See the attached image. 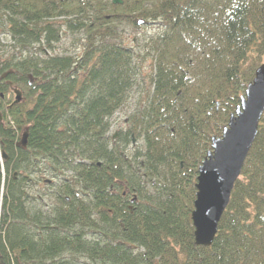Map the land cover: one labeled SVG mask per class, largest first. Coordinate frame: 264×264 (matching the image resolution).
Segmentation results:
<instances>
[{"label":"trees","instance_id":"16d2710c","mask_svg":"<svg viewBox=\"0 0 264 264\" xmlns=\"http://www.w3.org/2000/svg\"><path fill=\"white\" fill-rule=\"evenodd\" d=\"M36 1L43 15L35 0H0V264H80L68 246L93 264H264V114L210 247L192 223L199 167L264 62V0ZM120 17L165 28L146 46L147 102L113 139L141 74ZM65 28L84 33L81 53L56 52ZM5 47L18 54L4 58ZM14 88L25 99L11 106ZM25 130L42 160L17 148ZM153 180L146 195L161 210L127 202Z\"/></svg>","mask_w":264,"mask_h":264},{"label":"water","instance_id":"95a60500","mask_svg":"<svg viewBox=\"0 0 264 264\" xmlns=\"http://www.w3.org/2000/svg\"><path fill=\"white\" fill-rule=\"evenodd\" d=\"M115 3L121 4L120 0ZM140 24V22H139ZM13 105L22 100L21 91ZM264 114V64L258 69L219 138L212 139L211 150L199 168L197 198L192 220L199 246L210 247L217 235L219 222L226 211L232 191L258 135ZM28 133H24L26 139Z\"/></svg>","mask_w":264,"mask_h":264},{"label":"bare ground","instance_id":"6f19581e","mask_svg":"<svg viewBox=\"0 0 264 264\" xmlns=\"http://www.w3.org/2000/svg\"><path fill=\"white\" fill-rule=\"evenodd\" d=\"M111 1V3L113 4V5H117V4H119V3H115V1L116 0H110ZM122 3L121 4H119V5H123L124 4V0H120ZM37 2L38 1H36L35 0V3L33 4L32 3V5H36V7L39 9V10H37L41 15H43L44 14V11H43V9H42V7L41 6H39L38 4H37ZM42 10V11H41ZM120 18H122V17H120ZM65 18L64 17H60L59 18V20L60 21H62V20H64ZM137 20H138V25H149V24H151L150 23V21H152V20H145V19H143V18H140V17H138L137 18ZM139 22H140V24H139ZM153 23H156L157 25H159V27H158V33L156 32L155 33V35L153 36V38H152V40H156L157 39V37L160 35V33H163L164 32V26L163 27H161V23L159 22V21H152ZM152 23V24H153ZM159 23V24H158ZM137 25V26H138ZM80 34L81 35H83L84 33L83 32H80ZM64 35V34H63ZM63 35H62V37H63ZM62 37H61V39H60V41L62 40ZM122 43V42H121ZM147 45H148V43H147ZM125 47H128V48H130V49H132L135 53H137V50H135V48H133V47H129V46H125ZM16 52H18L17 51V49L16 48H14V47H5L4 49H3V57L4 58H6V57H11L12 55H14V54H18V53H16ZM147 52H149V50L147 49L146 50V53ZM138 55V54H137ZM198 54L197 53H195V54H193V57H190V59H197V56ZM139 56V55H138ZM264 64V62H262V64L256 69V71H255V74H254V78H253V80L256 78V75H257V71H258V69L262 66ZM253 80L251 81V82H253ZM250 82V83H251ZM16 90H18V91H21L20 89H18V88H14V90H13V94H14V101H13V103H12V105L11 106H13V104H14V102L16 101V99H17V97H18V94L15 92ZM134 91H135V89L132 91V94L134 93ZM138 91H140V93L141 92H143L144 90H138ZM20 93H22V92H20ZM133 96H131L130 95V97H129V99L127 98V100H125V102L120 106V107H118L117 109H116V113H115V115L116 114H121V113H123V114H126L127 113V115H126V117H125V126H127L128 125V122H130V114L131 113H129L128 112V106L131 108V106H130V103H131V101H132V98ZM25 99V97H24V95H23V93H22V100H21V102L20 103H22L23 102V100ZM139 100V99H138ZM139 101H141V102H139L135 107H133V108H131V110H132V112H134L135 110H138V109H140L142 106H144V104L147 102V97L144 95V96H142V100L140 99ZM19 103V104H20ZM15 105H17V104H15ZM115 115H114V117H115ZM114 117H113V119H114ZM113 119L111 120V122H112V125H111V130H110V135H111V137H113V139H115L116 138V136H117V132H116V134L114 133V134H112V126H113ZM225 129V128H224ZM224 131V130H223ZM28 133V130H25V131H23L22 133H21V135H19V137L17 138V140H16V146H17V148H19V149H21V150H23L22 152H24V154H26V158L27 159H31V156L32 157H34L36 160H38V161H40V160H42V157L41 156H37L35 153H33L32 152V150L30 149L29 150V148H28V136H27V138L26 139H24V133ZM223 135V132H222V134H221V136ZM220 136V137H221ZM214 138V137H213ZM217 138H219V137H217ZM135 145H137V141L136 140H134L133 139V143L131 144V146L132 147H134ZM212 146V145H211ZM28 152V153H27ZM31 153V154H30ZM21 156V155H20ZM19 156V157H20ZM207 156H208V154H207ZM206 156V157H207ZM2 157L4 158V159H7L8 158V156L5 154V153H2ZM21 158H23L24 159V156L22 155L21 156ZM27 159H26V161H27ZM141 164L139 165V167H137V172L139 173V174H143L144 176L146 175V166H145V164L143 163V161H144V157L142 156L141 158ZM206 159V158H205ZM204 159V160H205ZM128 160H130V157H128ZM203 160V161H204ZM203 163V162H202ZM201 166V165H200ZM135 167V166H134ZM200 168V167H199ZM242 174V173H241ZM199 175V174H198ZM240 177H241V175H240ZM240 177L237 179V181L240 179ZM129 178H130V175L129 174H127L125 177H123L122 178V180L123 181H129ZM198 178V177H197ZM82 180V179H81ZM81 180H78L77 182H75V186H74V189H75V192L79 195V196H82L83 195V193H82V188H81V185H82V181ZM118 178H115V179H113L112 181L114 182V183H117L118 182ZM236 181V182H237ZM236 184V183H235ZM235 187V186H234ZM196 189H197V187H196ZM234 190V189H233ZM233 192V191H232ZM146 193H148V194H151L152 196H154L155 197V194H157V183H156V181H152V182H148V183H146V185H145V188H144V193H138V194H136L135 195V192L133 193V195H134V197L129 201H127V202H131V203H133V202H135V200H141L142 201V205L143 206H145V207H147V205H148V207L149 208H151V209H155V210H161L160 209V206H159V199H156V198H154V197H150L149 195H146ZM232 195V194H231ZM136 196H138V197H136ZM151 198H153V199H151ZM196 198H197V193H196ZM230 200H231V198H230ZM196 201V200H195ZM1 203L2 202H0V205H1ZM195 203H194V210H193V212L195 211ZM193 212H192V214H193ZM192 223H193V220H192ZM193 226H194V223H193ZM194 234H195V231H196V228H195V226H194ZM84 238H86L87 240H92V236H91V233H89L88 235H85L84 236ZM80 243V242H79ZM78 243V244H79ZM195 243H196V245L197 246H199L198 244H197V241H196V238H195ZM2 251V250H1ZM85 253H88V250H83V248L82 247H75V246H72V247H69L68 246V248L66 247V249L65 250H63V252H62V254L64 255V257H66V258H70L71 257V254L73 255V257L78 261V263H80V264H93V263H91V259L89 258V256H87V255H85ZM2 255H4V253H2ZM11 257L12 256H9V259H11Z\"/></svg>","mask_w":264,"mask_h":264},{"label":"rangeland","instance_id":"374dc122","mask_svg":"<svg viewBox=\"0 0 264 264\" xmlns=\"http://www.w3.org/2000/svg\"><path fill=\"white\" fill-rule=\"evenodd\" d=\"M114 10L113 8H108L104 15L109 18L111 14H113ZM114 21L117 24L116 27V34L118 35V40L122 42L123 45L133 47L135 50H137V53L139 55V63L141 67V74L138 77V85H136V89L134 93L132 94V101L130 103L131 108L135 107L139 102L140 99L142 100V96H144V93L146 89L148 88V85L150 84L151 77L153 74V68H152V59L150 56L146 55L147 50V43L152 41L153 36L155 33H158V27L156 23H153L150 21L151 24L149 25H133L128 19L125 17L118 18V21L114 19ZM153 23V24H152ZM64 35L62 37V40L56 44L57 47V53L62 54H78L83 51L84 44L86 43V40L83 35L80 33H72L70 30L65 28ZM50 54V52H47ZM138 90H144L140 93ZM139 99V100H138ZM14 101V99H13ZM128 112H132L131 108L128 106ZM124 113V112H123ZM116 114L113 119V126H112V134H116L118 130L125 127V117L126 114Z\"/></svg>","mask_w":264,"mask_h":264}]
</instances>
